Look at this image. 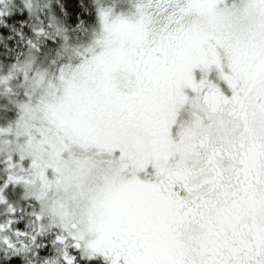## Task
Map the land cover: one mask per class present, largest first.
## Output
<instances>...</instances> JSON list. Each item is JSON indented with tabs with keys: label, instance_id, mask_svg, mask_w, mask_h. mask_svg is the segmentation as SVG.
I'll return each instance as SVG.
<instances>
[{
	"label": "snow or ice",
	"instance_id": "snow-or-ice-1",
	"mask_svg": "<svg viewBox=\"0 0 264 264\" xmlns=\"http://www.w3.org/2000/svg\"><path fill=\"white\" fill-rule=\"evenodd\" d=\"M0 264H264V0H0Z\"/></svg>",
	"mask_w": 264,
	"mask_h": 264
}]
</instances>
